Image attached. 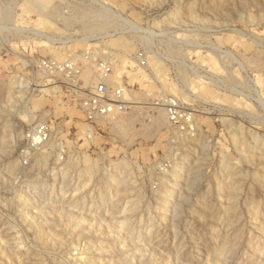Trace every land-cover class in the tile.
Returning a JSON list of instances; mask_svg holds the SVG:
<instances>
[{
  "label": "rangeland",
  "instance_id": "rangeland-1",
  "mask_svg": "<svg viewBox=\"0 0 264 264\" xmlns=\"http://www.w3.org/2000/svg\"><path fill=\"white\" fill-rule=\"evenodd\" d=\"M0 264H264V0H0Z\"/></svg>",
  "mask_w": 264,
  "mask_h": 264
},
{
  "label": "built area",
  "instance_id": "built-area-1",
  "mask_svg": "<svg viewBox=\"0 0 264 264\" xmlns=\"http://www.w3.org/2000/svg\"><path fill=\"white\" fill-rule=\"evenodd\" d=\"M144 54V51H138L135 55L140 65H145L146 63ZM88 61L94 62V77L96 83L87 91V95L84 100H82V108L87 111L88 114L110 111L111 106H116L120 109V106H122L121 102L124 89L117 80L118 77L115 75L113 63L110 61L109 57L96 55L86 50L79 58H69L64 61L48 60L42 61V63L46 68L53 70L58 69L59 72L68 77H72L71 79H76L79 74H81L82 68L85 67L84 65L89 63ZM163 102L167 116L172 123L186 122L189 120V113H185L181 110L178 99L168 96L165 97ZM28 137L31 144L32 142H44L47 138L46 126L40 125L36 129L34 128L31 132V136L29 135Z\"/></svg>",
  "mask_w": 264,
  "mask_h": 264
},
{
  "label": "bare ground",
  "instance_id": "bare-ground-1",
  "mask_svg": "<svg viewBox=\"0 0 264 264\" xmlns=\"http://www.w3.org/2000/svg\"><path fill=\"white\" fill-rule=\"evenodd\" d=\"M39 4H40V2L39 1H37ZM41 6H43V5H41ZM5 19H6V17H5Z\"/></svg>",
  "mask_w": 264,
  "mask_h": 264
}]
</instances>
